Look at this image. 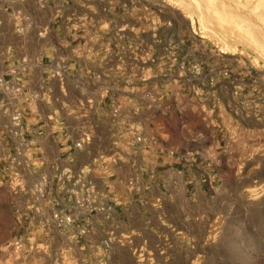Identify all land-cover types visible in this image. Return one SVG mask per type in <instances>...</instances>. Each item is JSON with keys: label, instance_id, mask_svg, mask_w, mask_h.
Here are the masks:
<instances>
[{"label": "rangeland", "instance_id": "374dc122", "mask_svg": "<svg viewBox=\"0 0 264 264\" xmlns=\"http://www.w3.org/2000/svg\"><path fill=\"white\" fill-rule=\"evenodd\" d=\"M135 3L130 22L93 28L135 38L130 53L120 44L123 110L131 93L136 136L162 131L170 149L199 154L212 146V171L150 188L152 217L133 218V232L115 231L112 219L108 232L93 227V216H114V203L90 179L82 196L66 183L72 200L50 217L12 212L0 184V264H264V0ZM44 190L31 200L46 209Z\"/></svg>", "mask_w": 264, "mask_h": 264}, {"label": "crops", "instance_id": "0c3cea01", "mask_svg": "<svg viewBox=\"0 0 264 264\" xmlns=\"http://www.w3.org/2000/svg\"><path fill=\"white\" fill-rule=\"evenodd\" d=\"M73 1L0 0V184L6 188L1 195L12 212L35 210L50 217L63 201L72 200L66 180L82 196L90 179L105 205L114 203V216H93V227L108 232L112 219L115 231L133 232V218L147 222L152 217L150 188L176 185L185 172L212 171V165L203 166L212 146L204 154L172 150L162 131H151L142 144L131 146L137 101L125 93L124 112L117 78L125 59L120 44H128L130 53L135 38L93 33V28L115 29L125 16L130 22L135 0ZM131 86L127 89H136ZM83 135L90 136V144L74 148ZM60 173L65 180H59ZM130 180L133 193L127 188ZM35 186L45 189L46 209L31 200ZM138 187L146 191L141 195Z\"/></svg>", "mask_w": 264, "mask_h": 264}, {"label": "built area", "instance_id": "2783aa9c", "mask_svg": "<svg viewBox=\"0 0 264 264\" xmlns=\"http://www.w3.org/2000/svg\"><path fill=\"white\" fill-rule=\"evenodd\" d=\"M13 121L16 124V126L19 125V122H20V113H16V115L14 116ZM143 142H144V138H142V136H136L135 135L133 142H131V146L132 147H135V146H138V145L142 144ZM89 143H90V136L89 135H83L76 143H74L73 147L76 148V149H80L83 146L88 145ZM173 154H174L173 152H170L169 153L170 156H174ZM211 165H212V157L209 156V157H207L205 159V163H204L203 166H205V168H207V167H211ZM65 176L66 175L61 174L59 180L64 179ZM65 179H66V177H65ZM66 182L67 183H70L71 181L70 180H66ZM134 183H135L134 180H130L129 183H128V186H130L132 188L134 186ZM88 187L89 186H87L86 189L83 191V194L84 195H88L89 194L88 193ZM40 189H42L40 186H35L33 188L32 195L33 194H37L38 192H40ZM45 205L48 206V204H45ZM54 218H56V216H54ZM71 219H72V217L70 215L67 216L65 218V223L66 224L72 223ZM104 247L105 248H109V244L107 242H105L104 243Z\"/></svg>", "mask_w": 264, "mask_h": 264}]
</instances>
